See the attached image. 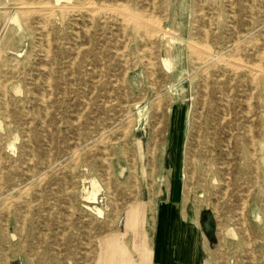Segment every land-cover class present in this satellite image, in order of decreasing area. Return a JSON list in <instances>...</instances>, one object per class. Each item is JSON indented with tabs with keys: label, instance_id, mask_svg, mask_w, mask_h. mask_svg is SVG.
<instances>
[{
	"label": "rangeland",
	"instance_id": "obj_1",
	"mask_svg": "<svg viewBox=\"0 0 264 264\" xmlns=\"http://www.w3.org/2000/svg\"><path fill=\"white\" fill-rule=\"evenodd\" d=\"M21 1L0 0V264H138L159 231L171 263L194 257L195 226L202 264H264V0ZM123 11L154 19L157 33L134 30ZM207 94L236 100L238 130L223 136L249 161L222 146L204 180L194 169ZM176 108L174 201L166 160Z\"/></svg>",
	"mask_w": 264,
	"mask_h": 264
},
{
	"label": "bare ground",
	"instance_id": "obj_2",
	"mask_svg": "<svg viewBox=\"0 0 264 264\" xmlns=\"http://www.w3.org/2000/svg\"><path fill=\"white\" fill-rule=\"evenodd\" d=\"M21 1V0H20ZM57 1V0H56ZM23 2V1H21ZM58 2V1H57ZM71 2V0H70ZM59 3V2H58ZM86 3V2H85ZM22 5V4H21ZM20 5V6H21ZM45 5V4H44ZM91 5V4H90ZM89 5V6H90ZM104 5H106L104 3ZM125 5V3L123 4ZM53 7V5H51ZM73 6V5H72ZM77 6V5H76ZM147 6V5H146ZM154 6V4H153ZM26 7V6H25ZM52 7H48V6H45L44 10H51ZM85 7V6H84ZM92 7V5H91ZM90 7V9H91ZM41 8V7H40ZM80 8H83L80 7ZM79 8V9H80ZM127 8V7H126ZM23 9L24 6H23ZM29 9V8H28ZM88 9V8H87ZM114 9V8H113ZM116 9V8H115ZM20 10V9H19ZM26 10V9H25ZM31 10V9H30ZM122 10V9H121ZM128 10V9H127ZM21 11V10H20ZM24 11V10H23ZM63 11V10H62ZM43 12V11H42ZM88 12V11H87ZM93 12V11H92ZM124 12V13H123ZM122 14H124L123 18L125 17V19L129 22V20H132V22L134 21L135 23V28H133L134 30H140V29H144L147 34H150V35H154L156 31H158L157 27H156V24L153 20H151L150 18H147V19H142L144 15L140 16L139 14L138 15H135V14H131L129 12H125L123 11ZM51 13V12H50ZM50 13H48V15H51ZM94 13V12H93ZM93 13H90V14H93ZM114 13V12H112ZM152 13V12H151ZM116 14V13H115ZM120 14V13H119ZM145 14V13H144ZM98 15V13H97ZM155 15V14H154ZM110 17V16H109ZM121 17V16H120ZM28 19V18H27ZM108 19V18H107ZM14 21H18V24H19V16L18 15H15ZM119 20V19H118ZM92 21V20H91ZM125 21V20H124ZM86 22V21H85ZM125 23V22H124ZM157 23V22H156ZM9 24V23H8ZM6 25V24H5ZM7 26V25H6ZM160 26V25H159ZM45 27V26H44ZM19 28H20V25H19ZM110 28V27H109ZM137 28V29H136ZM125 29V28H124ZM123 29V30H124ZM89 29H87L88 31ZM125 32V31H124ZM139 31H137V34H138ZM157 33V32H156ZM170 33V32H169ZM48 35V34H47ZM125 34H123L122 36H124ZM139 35V34H138ZM142 35V34H141ZM48 38V37H47ZM148 38V37H147ZM124 39V38H123ZM153 39V38H152ZM238 40V39H237ZM235 41V40H234ZM237 42V41H235ZM259 42V41H258ZM128 43V42H127ZM240 43V42H239ZM235 44V43H234ZM237 44V43H236ZM126 45V44H125ZM238 45V44H237ZM154 46V44H153ZM202 46V45H201ZM148 47V46H147ZM206 47V46H205ZM50 48V47H48ZM127 48V47H126ZM145 48V47H144ZM208 48V46L206 47ZM125 49V46L124 48ZM192 49L194 50V52H196L198 54V59H202L203 57H207V56H204L203 55V48H201L199 45H194L192 46ZM203 49V50H202ZM236 49H237V46H236ZM127 50V49H126ZM144 50V49H142ZM158 50V49H157ZM147 51V50H146ZM149 51V50H148ZM47 52V51H46ZM51 53V51H49ZM79 52V50H78ZM123 52V50H122ZM118 53V51L116 52ZM120 53V52H119ZM206 53V52H205ZM208 53V52H207ZM238 53H239V49H238ZM79 54V53H78ZM143 54V53H142ZM240 54V53H239ZM264 54V53H263ZM47 55H49L47 53ZM123 55V54H122ZM209 55V54H207ZM151 56V54H150ZM168 56V55H167ZM124 57V55L122 56V58ZM163 58V57H162ZM242 58V57H241ZM143 59V58H142ZM141 59V60H142ZM237 59V58H236ZM145 60V59H143ZM142 60V61H143ZM147 61V60H145ZM166 62H168L167 60H165ZM233 61V60H232ZM52 62V61H51ZM230 62V61H229ZM236 62V60H235ZM233 61V64L235 63ZM153 63V61H152ZM237 63V62H236ZM246 64V63H245ZM254 64V63H253ZM252 64V66H253ZM150 65V64H149ZM153 64H151V67H152ZM238 65V63H237ZM243 65V64H242ZM16 66V65H15ZM241 66V65H240ZM246 66V65H245ZM251 66V65H250ZM125 67H127V64L125 65ZM243 67V66H241ZM249 67V66H247ZM255 67V66H254ZM258 67V65H257ZM246 68V67H245ZM259 68V67H258ZM156 69V67H155ZM252 69V68H250ZM152 70V68L150 69ZM256 70V69H255ZM254 70V71H255ZM252 71V70H251ZM258 71V70H257ZM205 72V71H204ZM127 73V71H126ZM125 73V75H126ZM154 73V72H153ZM157 74V72H156ZM251 75V74H250ZM151 76V75H150ZM154 76V75H153ZM152 76V77H153ZM255 76V74H254ZM157 77V76H156ZM51 79V78H50ZM154 79V78H152ZM119 80V79H118ZM50 81V80H49ZM254 82V81H253ZM118 83V82H117ZM122 83V82H121ZM115 85V84H114ZM247 85V84H246ZM51 86V85H50ZM154 87V86H153ZM155 88V87H154ZM52 89V88H50ZM6 90V89H5ZM19 91V90H17ZM126 91V90H125ZM253 93V92H252ZM209 94V93H208ZM206 96V99L205 101L203 102V111H202V116H201V128L198 132L199 134V137H200V146L202 147V149L200 150V152L197 154L196 156V164H195V171L194 173L196 174H199V177L201 179H204V178H208L210 176H212L213 172L212 170L209 168V166L211 167H214V166H217V164L219 163V158L220 156L222 155L221 154V149H222V146H226V147H232V150L237 152L239 150L243 151V152H246V160L247 162L249 161V153L248 151L245 149V147L243 146H239V144L237 143V140L234 141V143L232 144V139L234 137V134H235V130L237 131L238 130V124L235 122V119H233L232 115L234 113V107L232 105V102L236 103V100L235 101H232L230 98H229V95H227L224 100L221 99L220 102H216L214 99H212V97L210 96ZM223 94H225L223 92ZM230 94V93H229ZM49 95V94H48ZM127 95V94H126ZM111 96V95H110ZM253 96V94H252ZM5 97H6V94H5ZM44 98V97H43ZM50 98V97H49ZM252 98V97H251ZM45 99V98H44ZM161 99V98H160ZM45 101V100H43ZM159 101V100H158ZM156 101V102H158ZM226 101V103H224ZM252 101V100H251ZM223 102V103H222ZM250 102V101H249ZM129 103V102H128ZM242 103V102H241ZM7 104V103H6ZM220 104H222L223 106H220ZM107 105V104H106ZM249 106V105H248ZM159 108L161 107L160 105L158 106ZM158 108V109H159ZM245 109V108H244ZM248 109H251V108H248ZM129 110V109H128ZM129 112V111H128ZM248 112V111H247ZM249 113V112H248ZM181 116H182V110L179 109V108H176L174 111H173V128H172V132L170 134V138H169V141H168V149H167V165H168V168L170 169V173L171 175H174V173L176 172V175H175V179L174 177H172L173 179V200L175 201L177 198L180 197V194H181V185L179 184V181H178V176H177V171H175V168H176V164L178 163V159H179V151H180V123H181ZM139 117L142 118L144 117L143 116V111H140V114H139ZM9 118V117H8ZM7 118V119H8ZM254 118V117H253ZM131 119V118H130ZM139 119V118H138ZM159 119V118H158ZM127 122H130V121H127ZM132 123V121H131ZM130 123V125H131ZM209 124L210 125H213V131L210 130V127H209ZM128 125V126H130ZM148 127V126H147ZM252 127V126H251ZM207 128H208V131H207ZM156 129V128H155ZM252 130V128H250ZM126 130V128H125ZM124 130V132H125ZM127 130H128V127H127ZM249 130V131H251ZM225 131H232L230 136H233L229 139H226V137L223 136V133ZM127 132V131H126ZM113 133V132H112ZM252 133V132H251ZM249 133V134H251ZM105 134V133H104ZM102 135V134H101ZM106 135V134H105ZM157 136V135H156ZM103 137V136H102ZM120 138V137H119ZM254 138V137H253ZM252 138V139H253ZM103 139V138H102ZM109 137L107 138V141H108ZM116 139V138H115ZM104 140V139H103ZM121 140V139H120ZM106 141V140H105ZM195 142V141H194ZM231 144V145H230ZM254 144V143H253ZM13 145V144H12ZM11 145V146H12ZM34 145V144H33ZM97 145V144H96ZM113 146V145H112ZM14 147V146H13ZM191 147V146H190ZM77 152V151H76ZM153 152V151H152ZM154 153V152H153ZM255 153V152H253ZM74 154V153H73ZM77 154V153H76ZM75 154V155H76ZM74 155V156H75ZM78 155V154H77ZM80 156V155H79ZM130 156V155H129ZM76 158V156H75ZM2 159V158H1ZM78 158H76L77 160ZM73 160V159H72ZM79 160V159H78ZM194 160V159H193ZM76 162V161H75ZM76 165V163H75ZM110 165V164H109ZM185 165H187V161L185 163ZM249 165H245V168H247V171L249 170ZM110 168V167H109ZM229 172V171H228ZM108 173V172H107ZM44 174V173H43ZM43 175H41V178H42ZM109 177V176H108ZM185 177H187V174L185 173ZM229 177V176H228ZM46 178V177H45ZM44 178V179H45ZM40 181V179H37ZM206 180V179H204ZM42 181V179H41ZM40 181V182H41ZM44 181V180H43ZM42 181V182H43ZM93 181V180H92ZM188 181H185V185ZM39 183V182H38ZM216 183V182H215ZM230 186V185H229ZM137 187V186H136ZM26 190L28 189L27 187L25 188ZM228 189V188H227ZM226 189V190H227ZM29 191V189H28ZM27 192V191H26ZM23 193V191H22ZM25 193V192H24ZM23 193V194H24ZM29 193V192H28ZM26 193V194H28ZM92 194V193H91ZM201 195H203V192H200ZM227 194V193H226ZM25 196V195H24ZM90 196V195H89ZM221 196V195H220ZM19 197V196H18ZM21 197V196H20ZM87 197V196H86ZM8 199V198H7ZM16 199V198H15ZM89 199V198H88ZM245 199V198H244ZM14 200V199H13ZM96 200V198H95ZM94 200V201H95ZM247 200V199H246ZM7 202V201H6ZM11 201H9L10 203ZM181 202V201H180ZM10 205V204H9ZM12 205V204H11ZM245 205V203L243 204V206ZM9 207V206H8ZM11 207V206H10ZM234 208V207H233ZM244 208V207H243ZM9 209V208H8ZM97 212H101V209L99 208H96ZM178 212V209L175 208V205L174 203H171L169 205V207H163L162 208V212L161 214H163L164 216H167V215H174L175 217V214H177ZM243 212H241V215H242ZM101 215V214H100ZM182 216L184 217L183 213H182ZM166 218V217H165ZM164 218V222L162 224V227H161V230L163 229L164 231H167L168 228H169V233H171V227H170V223L171 221L173 220H169V221H166V219ZM243 218V217H242ZM175 219V218H174ZM192 221L194 222V224L198 225V220L196 218H193L192 217ZM248 232V231H247ZM233 233V231H232ZM250 233H248V236H249ZM235 237V236H232V238ZM236 238V237H235ZM168 242V244H167ZM167 242H162V245H160L159 247V252L162 253V255L160 256L161 258H164L165 259H168V247L169 245L171 244V239L169 237V240H167ZM167 244V247L164 246ZM250 246V245H249Z\"/></svg>",
	"mask_w": 264,
	"mask_h": 264
},
{
	"label": "crops",
	"instance_id": "obj_3",
	"mask_svg": "<svg viewBox=\"0 0 264 264\" xmlns=\"http://www.w3.org/2000/svg\"><path fill=\"white\" fill-rule=\"evenodd\" d=\"M167 219L168 221L170 220L169 215ZM187 229L188 228L182 229L177 232V234H180V236L179 235L177 236L179 238V241L183 240L184 242L187 239L186 232L189 231ZM191 232L192 234H195L196 236L195 238H197V241H198V248L195 250L194 257L191 256L192 257L191 259H188V256L186 257V256H183L182 254L178 258L173 259L171 263L167 262L165 257L159 258L158 248L162 242V238L160 237V231H159V233H156V234L153 233L152 238L147 237L146 239H148V241L146 240L145 243L143 240L142 246H141L142 248L139 247V251L140 252L142 251L144 255L140 257L141 259L139 260L138 264H202V256H203L202 243L204 244V240L206 239V237L202 236L201 231L198 229L197 226H195V229L192 230ZM162 233H163L162 237L166 235L165 233L169 234V228L167 231H164L162 229ZM167 236L169 237V235ZM165 237H164V240H165ZM167 244L164 246L167 247ZM121 264H130V263H128L125 259V260H122Z\"/></svg>",
	"mask_w": 264,
	"mask_h": 264
}]
</instances>
